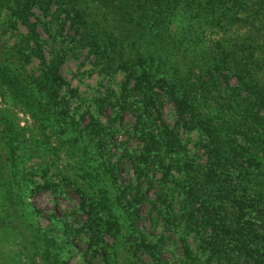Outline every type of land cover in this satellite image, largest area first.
Returning a JSON list of instances; mask_svg holds the SVG:
<instances>
[{"label": "trees", "instance_id": "obj_1", "mask_svg": "<svg viewBox=\"0 0 264 264\" xmlns=\"http://www.w3.org/2000/svg\"><path fill=\"white\" fill-rule=\"evenodd\" d=\"M248 1L0 0V11L9 7L28 28L2 53L0 90L20 94L29 105L32 101L46 123L100 165L98 173L86 171L91 178L87 188L74 189L81 199L75 213L79 227L69 229L51 219L54 226H64V235L83 244L84 264H113L117 244L127 250L131 264H264V34L253 33L264 29V0H251L255 5L246 18L244 8L232 10L235 3ZM33 8L51 21L31 25L26 19ZM58 16L75 37L63 38L47 60L35 28L41 24L50 34ZM246 24L251 30L238 32L240 48H233L223 29H245ZM77 48L87 50L98 72L124 76L117 98L107 89L95 104H112L115 122L125 113L133 117L130 124L123 120L116 134L134 139V150L117 142L118 155L108 154L114 134L105 130L97 111L86 109L81 116L70 111L61 91L70 86L58 70ZM34 57L41 73L30 74L27 82L25 66ZM231 77L235 86L227 81ZM168 101L174 124L163 118ZM83 116L90 122L83 124ZM194 132L202 163L191 156L182 136ZM22 135L17 125L0 132V223L3 232L18 233L15 239L27 248L22 231L33 229L37 238L33 225L40 212L27 200L32 173L19 167ZM123 171L134 172V178L122 183L114 201L103 179ZM44 185L55 192L59 188L48 180ZM144 222L147 226L141 227ZM103 234L117 244H104ZM38 248L21 264H39L36 256L44 261L42 241ZM54 258V264H65Z\"/></svg>", "mask_w": 264, "mask_h": 264}, {"label": "rangeland", "instance_id": "obj_2", "mask_svg": "<svg viewBox=\"0 0 264 264\" xmlns=\"http://www.w3.org/2000/svg\"><path fill=\"white\" fill-rule=\"evenodd\" d=\"M254 3L255 2L251 0L244 3V6H239V4L235 3L232 10L244 8L243 13L246 18V16L251 13L249 10ZM53 10H55V8L51 7L50 11L53 12ZM11 11L13 10H10L9 7H4L2 11H0V63L2 53L11 46L16 45L20 41V38L28 33L27 26L19 19H15ZM26 20H28L31 25H34L38 23L37 20L40 22H49L51 21V17H45L42 11L33 8L29 11V16ZM52 20L56 21L49 26L51 36L44 30L41 24L35 28L39 38L44 40V46L42 45L40 52L41 56L47 60H50L52 53L61 47L63 38L68 36L71 38L75 37L69 30V24L64 23V17L61 18L58 16L56 19ZM61 23L63 24L62 27L60 26ZM183 23L182 21H178L179 26H182ZM255 25L256 28L261 27V24ZM229 29H223L222 33L225 34V38L232 39L228 41V43H233V48H240V44L235 42L240 41L238 37L241 36L238 35V32L248 34V30H251V27L246 24L245 29L242 28L241 25ZM256 30H260L259 33L256 31L253 33L259 35L264 34V29ZM216 37L217 35L212 36L208 38L207 41H212V39H216ZM245 49H247V47ZM70 53H73V55L70 56L58 70L63 79L71 87L72 91L76 90L78 93L69 92L71 90L69 89L70 87L61 88V91H65L63 94H67V99L70 100V111H77L78 116H81L86 109L97 111L96 114H98L100 122L105 130L110 134L113 133L117 138V140H114L115 137L112 136L110 139L107 150L108 154L111 152V154L118 155L117 147L115 146L117 142H127V149L134 150L133 148H136L134 139L130 140L129 137H126L124 134L125 132L119 133L121 134L119 137L118 134H116L118 125L121 124L123 120L127 124L132 123L133 117L125 113L119 117V121L115 122L113 117H117V113L114 112L112 104H104L102 107H98L95 104L96 98H103L107 89L111 90L113 92L112 94L117 98L119 85L123 82L124 76L117 74L112 77L110 74L98 72L97 68L94 66L93 59L87 56V50L77 48ZM39 64H41L40 60L34 57L32 63L29 62L25 66V75L23 77L27 82L29 81L30 74L38 75L41 73ZM18 68L21 67L19 66ZM227 81L230 86H235L237 83V80L232 77L228 78ZM110 101L115 103L113 98H110ZM34 105L32 101L29 105L26 98L22 97L20 94L13 96V93L9 92L4 87L0 90V109L4 111L0 114V132L14 130L16 125L23 130V135L20 137L16 154L19 158L20 169L30 170L32 173V175L29 176L32 190L27 200L40 212V214H38L40 216H38L33 225L34 229L39 231L36 234L37 238L33 239L32 237L33 229L31 231L30 228H27L22 231L23 236L27 235V248L23 247V241L21 239H15L16 236H19L18 233L9 231L3 232L4 228L0 223V233L2 232V234H0V264H2V262L7 264L24 263L28 256H34L33 252H35V250H40L38 248V243L41 241L43 242L42 256L44 261L40 258L41 256H36L35 260L39 264H54V257H58L56 259L57 261L60 258L65 264H84L83 244L77 243L74 236H70L69 233L64 235V226H62L61 229L58 226H54L51 219L52 221H54V219L64 221L69 229H71L72 226L79 227L81 220L76 217L75 213L81 207V199L79 194L74 193V189H76V187L87 188V180H91V178L86 174V171L90 168V170L97 172L96 166L99 167L100 165L98 162L95 163L92 158L87 159L79 150H76L75 146L66 141L63 136L59 134L57 127L51 123H46L43 120L44 116L39 114L38 107ZM162 113L164 114V120L168 121L170 124H174L175 115L172 103L169 101L166 102ZM2 114L9 116L8 119L3 117ZM88 122H90V120L86 116H83L82 123L86 124ZM182 136L185 141H187V148L191 156L194 155L197 158V162H204V153L199 151L196 146L198 141L197 134L194 132ZM2 148L3 147H0L1 150ZM104 153H106V151H104ZM112 161H115V159ZM130 178H134V172L126 174L125 171H123L122 173L116 174L114 178H107V181L103 179L104 186L114 201L115 197L122 189V183H129ZM47 180L50 184L59 187L58 191L55 192L46 188L44 183H46ZM63 181H68L71 184L67 187V184H63ZM146 213L147 209H143L142 217ZM145 226H147L146 222L141 224V227ZM53 236L56 238L51 239ZM102 241L107 246L114 247V243L117 244L116 241L114 242V238L110 237L108 234L102 235ZM115 248L117 250L116 252L119 254L115 255V258L112 257V263L131 264V258L127 250L119 244H117Z\"/></svg>", "mask_w": 264, "mask_h": 264}]
</instances>
